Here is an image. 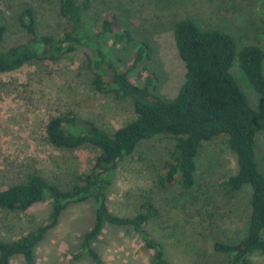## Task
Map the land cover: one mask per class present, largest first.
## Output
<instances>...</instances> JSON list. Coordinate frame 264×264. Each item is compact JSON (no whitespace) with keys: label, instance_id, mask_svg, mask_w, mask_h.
<instances>
[{"label":"rangeland","instance_id":"374dc122","mask_svg":"<svg viewBox=\"0 0 264 264\" xmlns=\"http://www.w3.org/2000/svg\"><path fill=\"white\" fill-rule=\"evenodd\" d=\"M27 8L35 12L39 33L58 35L66 28L60 0H0V24L8 27L6 47L24 41L21 16ZM105 18L127 30L132 40L117 42L113 34H107L104 52L129 71L139 48L147 44L150 56L131 71L130 78L141 85L147 72L154 74L156 94L166 101L177 97L185 80L186 68L174 37L175 24L181 19H191L203 30L232 35L237 52L247 45L264 51V0H94L86 16L91 37L100 31ZM96 57L94 46H84L56 63L37 62L0 74V190L26 183L32 173L69 190L77 175L92 170L100 151L91 145L75 151L51 145L46 134L51 118L72 115L94 121L109 132L136 119L130 100L95 89L89 58ZM231 72L253 109H262L264 98L250 83L238 57ZM227 139L221 135L201 144L196 182L188 190L179 185L180 175L167 188L159 181L175 147V140L163 135L143 140L109 176L108 204L113 214L135 217L147 202L159 210L145 230L163 245L168 264H227L230 256L216 253L215 243L236 244L248 234L252 187L245 185L234 199H228L220 186L221 180L238 171ZM257 140L264 173V132ZM96 209L94 200L70 205L59 225L36 248V264H94L80 248L94 225ZM50 211V201L27 214L0 210V241H12L36 229ZM93 246L106 264L154 263V252L144 249L142 239L130 228L107 225ZM78 253L81 257L74 260ZM252 262L264 264V255L255 254ZM11 264L25 262L16 257Z\"/></svg>","mask_w":264,"mask_h":264},{"label":"trees","instance_id":"16d2710c","mask_svg":"<svg viewBox=\"0 0 264 264\" xmlns=\"http://www.w3.org/2000/svg\"><path fill=\"white\" fill-rule=\"evenodd\" d=\"M93 4L94 0H60V14L66 28L58 35L39 33L34 10L25 9L21 16L25 39L9 47L5 46L8 27L0 24V74L37 62L56 63L81 47L94 46L97 57L89 60L95 89L130 100L136 113L133 122L114 132L72 115L50 119L46 134L51 145L68 151L91 145L100 154L92 170L77 175L69 190H62L39 173L30 174L26 183L0 190V210L27 214L36 205L51 203L49 217L36 229L15 240L0 241V264H11L16 257H21L25 264H36V248L47 233L59 225L63 212L72 204L92 200L97 203L95 222L82 238L80 250L87 252L94 264H106L93 243L107 225L134 230L142 239L144 249L154 252L153 264H168L163 245L145 230L147 222L156 218L159 210L147 202L135 217L117 216L110 211L107 194L111 185L109 176L143 140L159 135L175 140L159 181L167 188L178 182L176 177L180 175L179 185L186 190L196 182V157L201 144L213 142L221 135L228 137L238 171L221 180L220 186L228 199H234L245 185H250L252 213L247 236L236 244L217 242L214 251L229 255L227 264H253L252 256L264 255V173L258 159L257 140V135L264 132V106L253 109L231 69L238 57L250 83L264 98V51L247 45L237 52L232 35L203 30L191 19H181L175 24L174 37L186 68L185 80L177 97L166 101L156 94L154 74L147 72L141 85L130 78L131 71L150 56L147 44L139 48L131 69L124 71L104 52L103 41L107 34H113L117 42H124L132 40L131 34L114 20L105 18L100 31L93 37L89 35L86 16ZM81 253L76 254L74 260L80 258Z\"/></svg>","mask_w":264,"mask_h":264},{"label":"crops","instance_id":"0c3cea01","mask_svg":"<svg viewBox=\"0 0 264 264\" xmlns=\"http://www.w3.org/2000/svg\"><path fill=\"white\" fill-rule=\"evenodd\" d=\"M103 232H104V230H103ZM103 232H102V233H103ZM104 262L106 263V261H105V260H104Z\"/></svg>","mask_w":264,"mask_h":264}]
</instances>
